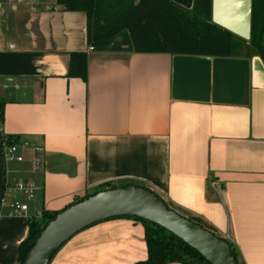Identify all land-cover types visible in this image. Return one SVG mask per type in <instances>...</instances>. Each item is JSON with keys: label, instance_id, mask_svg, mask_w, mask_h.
<instances>
[{"label": "crops", "instance_id": "1", "mask_svg": "<svg viewBox=\"0 0 264 264\" xmlns=\"http://www.w3.org/2000/svg\"><path fill=\"white\" fill-rule=\"evenodd\" d=\"M86 27L85 13L64 8L0 17L1 133L44 149L37 171L30 148L6 164L5 186L43 185L34 217L104 183L143 185L233 243L240 264H264V61L94 51ZM78 51L88 53L86 81L67 76ZM29 217L0 205V264H18ZM146 258L142 224L116 217L74 235L49 264Z\"/></svg>", "mask_w": 264, "mask_h": 264}, {"label": "trees", "instance_id": "2", "mask_svg": "<svg viewBox=\"0 0 264 264\" xmlns=\"http://www.w3.org/2000/svg\"><path fill=\"white\" fill-rule=\"evenodd\" d=\"M58 1L68 11L85 13L87 43L94 51L207 57L257 55L264 61V0H252L251 37L248 41L212 21V0H194L192 8L182 7L173 0ZM67 76L87 80L86 51L71 53ZM3 107L0 101L1 122ZM4 137L17 141L16 138L4 136L0 132V201L5 187V163L2 155ZM126 185L131 183H104L90 194L75 197L62 209H43L40 218L29 217L28 235L18 247V264H24L41 231L61 211L99 191ZM123 217L140 222L144 228L147 258L136 264H211L197 250L164 227L137 217ZM228 242L236 264H240L236 247Z\"/></svg>", "mask_w": 264, "mask_h": 264}, {"label": "water", "instance_id": "3", "mask_svg": "<svg viewBox=\"0 0 264 264\" xmlns=\"http://www.w3.org/2000/svg\"><path fill=\"white\" fill-rule=\"evenodd\" d=\"M251 14L252 0H212V21L246 41L251 37ZM123 216L164 227L211 264H236L226 239L181 215L154 191L136 184L99 191L61 211L41 231L24 264H49L80 231Z\"/></svg>", "mask_w": 264, "mask_h": 264}, {"label": "built area", "instance_id": "4", "mask_svg": "<svg viewBox=\"0 0 264 264\" xmlns=\"http://www.w3.org/2000/svg\"><path fill=\"white\" fill-rule=\"evenodd\" d=\"M63 6L58 0H0V17L11 11H58ZM1 101V95H0ZM2 122L0 121V132ZM30 148L33 151L32 170H39L42 163L43 147L40 145H29L24 141L2 140V155L5 165L11 162H23L25 154L23 151ZM43 185L34 180H18L4 187L0 205L8 209L9 215L29 217V202L36 199L42 191ZM42 216V210L36 212V218Z\"/></svg>", "mask_w": 264, "mask_h": 264}]
</instances>
